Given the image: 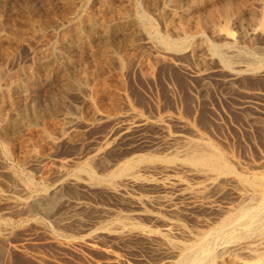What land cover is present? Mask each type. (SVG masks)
<instances>
[{
	"label": "rangeland",
	"instance_id": "1",
	"mask_svg": "<svg viewBox=\"0 0 264 264\" xmlns=\"http://www.w3.org/2000/svg\"><path fill=\"white\" fill-rule=\"evenodd\" d=\"M149 1L150 0H90L86 4V7L84 6V4L80 7L79 5H81V0H74V2L72 1L73 3L70 2L66 5L64 3H67V0H0V64H4L9 72H17L22 68H25L27 72L32 71L33 69L38 70V81L34 85H31L32 87L30 86L29 89H24L23 92L20 93V104L24 107L26 106L27 108H29L28 110L31 109L28 112H33L34 110H37L36 108H38L37 111H42V116L47 117H42L43 121H47L45 119L49 120L47 123H42L43 121L41 120L38 125H35L34 120H32V126H25L27 127V129L24 127L23 132L20 133L21 136H23L24 133L23 137H26V139H28L29 137H31V133H35L32 138L36 139V135L40 130H36L35 128L44 126L39 129L43 130L46 127H50V131L55 132L54 134H52L56 137H59L60 132L59 129H57V125L59 124V121L63 122L64 115L68 112L70 114L71 112H78V109L79 111L82 110L81 108L83 107V96L80 93L81 91H78L77 87H74V85L69 86H72L71 88H73V90H71L70 88V91L69 87L63 83V80L61 79L62 76L54 75L52 68L55 67L54 65L56 63L54 64L52 62L50 63V65H41V67L43 66V70H41V67H36V65L38 66L37 63L40 64V61L47 56V53L49 52V50L47 49H49V47L50 49L54 47L57 48L60 45L64 36L69 33V31L67 33L64 30H69L70 28L72 29H70V33H72V35L70 34L72 42H69V46H71L72 49H70L69 51V57L74 67L72 70L74 74L81 78L82 74L92 72L93 74L90 73L91 76L93 75L89 79L90 84H93L94 80L96 79V81L99 80L100 82H107L110 79L108 75L110 74V72L108 71V69L105 70L106 68H103V70L105 71H102V69L101 71L100 69L98 71L96 70L98 69V67H96L98 66L97 61H95V63L93 60L90 62L88 58L86 61V58H84L82 55V57H78V55H75L77 54V51L75 49V45H77V39H75L76 37L74 34L78 31L75 30V28L71 26V24H76L77 21L75 20L78 18L76 13H78L79 11L83 10L82 13L84 18H86L90 14L94 16L97 15V19L104 21L108 20L106 21L108 23H111L110 20H114L111 23L112 25H114V22L118 23V21L122 20L121 15L123 14V11H125V9L127 11H130L129 8H137L139 9L140 13L146 15L151 19V24L154 29L157 30V32L162 35L166 34L165 36L177 38L174 30L169 27L172 16L171 14H169L166 8L162 6V0H151V2ZM169 1H172V4H177V7H184L185 4H188L195 0ZM224 1L228 2L230 0H214L198 8H195L190 16L191 18L194 17L193 19H191L192 31L193 29L194 31L198 28L200 29V24L202 23L201 29L203 28L202 31L211 41L222 43L225 41V38L228 35V37H234L236 40H238L240 45L248 47L251 45L250 47H253L254 49L261 48L262 50L264 47V29L261 28L260 25H257L258 21L260 20L259 17L261 18L262 15L259 12H256L257 14H253V18L255 17L253 19L252 14L249 12V10H245L243 8V0H238V2H236L237 0H231L233 6H239L241 4L240 9L242 10L235 8L236 10H232L233 12L231 11V13L235 15H230L231 20H228L230 24L229 22H226V20L224 22L222 20L223 17H218L216 18V32L215 30H213L214 27L211 28L210 26H207L208 23H205L206 18L208 19L209 16H212L214 18L215 14L219 12L214 11L216 9V7L214 8V6L216 5L218 7V5L220 4V6L222 7L226 4L222 3ZM213 2H215V4ZM216 2L219 4H217ZM244 7L246 8L245 4ZM209 8L211 11L209 10ZM66 10L68 13L66 12ZM244 11L246 12L244 13ZM211 13L214 15H212ZM200 14H202L203 16H201ZM206 14H208L209 16H205ZM249 14L251 15L249 16ZM235 16L238 17L236 18ZM198 17L199 20L204 17L205 21H200V23ZM212 17L209 18L210 21L213 19ZM196 21L198 22L197 24ZM225 23H228L229 25ZM194 26L197 28H195ZM223 26L226 28H223ZM86 29H88V32L86 31ZM86 29L84 31V36L89 33V36L85 37L91 40L92 47L101 46L104 42V38L101 35L104 33L99 29V27H95L94 29ZM123 29H125L123 30L124 36H119L123 35L122 31L119 30L113 35V39L120 40L123 37L126 39V41L120 40L119 42H115L120 43L121 49L123 48V50L128 51V56H126V62L123 66V70L125 69L123 71V77L126 81L128 96L135 108L141 111L142 116L144 118L146 117L150 119L151 122H148L146 124V126L143 128L144 130H141V133H134V135H131L130 139H126L127 142H125V140H123L121 137L116 142L115 138H118L119 134L122 132L123 127L127 125L126 123H128L129 120L124 122L118 120L117 118H109L102 121L97 118L92 120L93 117H89L85 113L83 119H85V121L91 120L89 123L91 124L92 122V125L80 123L79 125H82L77 126L75 130L76 132L73 133L74 136L68 139V141L66 139L61 141L59 140L55 145L49 143L45 145V143L41 142L42 146L44 147V150L41 148L42 158H39L37 161L27 159L26 161L28 163L26 161H20L25 160V158L20 155L22 154V152H19V146L15 145L13 147V150L14 148L16 149L13 153L16 154L17 150V156L14 155L16 159L15 157L7 159L4 160V163L3 160H0V193L3 192L4 194H6V198L7 195H9L10 191H12L13 193V191H18L20 187L19 183H16L13 180L12 182L11 179L7 178L4 173L3 176L1 175L2 172H4V169H7V166L8 168L16 167L15 169H19V172H23L25 174L27 173L29 175L31 174V176H33V179H35V181L39 183L41 181L43 182L44 179L45 181H49L50 179V181H52L57 172L60 170L59 168L62 167L61 163L64 160L73 158L76 160V162H83L85 159H87V156L95 153L97 149L104 147L106 142L109 141H115L114 143H118L119 146H117L118 148L116 147L112 153L108 154L104 158V162H106V164L107 162L109 163L119 153L126 152L127 150L125 149L129 148L131 145H133V148L137 149L138 151H148L153 152L154 154H162L164 153V150H169L170 146L178 142V134H183L184 136L190 137L195 135H193V133H201L205 137L207 136V138H210L212 142H216L217 145L221 146L222 144V148H224L226 151H229L230 154L232 153L237 159L241 160V162L253 164L256 166L264 165V72L244 73L242 74L243 76H240L238 80H235V82H229V78L227 77V70L223 68V66L219 62L212 59L211 56L207 54L208 52L206 50H202L203 48L198 45V41L195 42L197 46L194 43L195 46L193 45L191 47H188L186 52H184L183 54L181 53L179 56L178 54H175V56L173 57L161 53L162 50H159L151 44H148L147 37L142 33L133 31L135 30L133 29V26L129 25V27L127 26ZM72 31H74V33ZM133 32L137 34L134 35ZM14 35L17 38L14 37ZM114 36L116 37L114 38ZM128 43H131L133 45V48H127L126 45L130 46V44ZM53 45L55 46L52 47ZM123 46H125V48ZM58 49L61 52H65L64 48H62L63 50L61 49V47ZM157 56H161V58H157ZM36 57L37 59H35ZM63 57L60 58L62 59ZM65 58L66 57H64L62 60H64ZM115 65L119 68L118 63ZM125 66L126 68H124ZM112 67L114 69L116 68L114 67V65ZM49 70L50 73L47 74ZM98 72H100L99 75ZM45 73L47 75H51V77L45 78V76H47L45 75ZM94 77L96 79H94ZM63 85L65 87L62 89L61 86L63 87ZM62 90H64L65 99L62 96ZM59 94H62L61 97L63 99L61 98V100H59ZM44 108H46V110ZM50 108L55 109L53 110ZM43 110L45 111V113ZM51 110L53 111L52 113L50 112ZM64 110L66 111L64 112ZM46 112H49L50 115ZM88 118L92 119L88 120ZM51 119L54 120L52 121ZM156 119H161L159 125L158 122H156ZM29 129L33 132L29 131L30 133H27V130ZM25 133L27 134V136ZM29 134L30 136H28ZM23 140L25 139H21V141ZM17 160H19L20 162H17ZM5 163L7 164L6 166ZM3 166L6 168L2 170ZM1 179H3L4 181H2ZM7 180H10L11 182L9 181L8 183ZM151 181L152 182H149L150 184H136L132 186L133 188L131 187L128 189V194L127 192H124L126 194H112L107 192L102 187L94 188L92 190L81 188L78 189L77 192H72V197H76V199L78 200L74 198L73 200L70 197L62 200V196L63 198L65 197L64 193L66 195L69 192V190L64 186L61 190L63 193H61L59 196L62 201L58 198L56 201L50 204L53 207L47 205L46 209L48 211H46V209L44 210V212L41 210V213V211L36 210V213L39 212L37 214L34 212V215L39 216L37 217V220H33L34 218L32 219L31 217L29 218L26 212H19L18 215L16 213H13L11 210L12 205L9 204V201H0V215H2L0 216V219H5L9 223L11 222L8 225V228L12 227L9 229L10 236L8 235L7 237H4L5 239L3 237H0V248L4 246V248H1V251L6 250V253L4 251H0V264H147V262L153 263L154 260V263H156L158 257L155 256V258L153 259L152 255H157V252L154 250L151 251V249L153 248L149 246V244H145V242L141 240L136 241V239L133 240L132 238L120 239L119 236L117 237L113 236V234L111 233L102 232L99 235L97 234L98 236L91 238L92 240H94L91 242L95 246V248H92V246L87 245V242L90 241V239L86 240L84 243H82L83 240L80 238L78 240L73 239L74 241H72L74 243L72 241L59 242L58 240L53 239L49 235V232L47 230H44V226H41L43 220H45V222L48 220L46 224L50 226V229L53 226V229L56 228L58 230H64L69 234H72L75 229L73 235L82 236V234L85 235V232L88 233L93 229L99 228V226H101L103 222H106V218H115L118 216L117 214H121L119 215L120 217H122L123 215L124 217L129 216L131 222L135 220L134 222L138 221L146 226L161 227V221L159 219V221H157L152 214H156V212L158 213L159 210L163 211L160 214L165 213V215H167L165 211H168V207L165 205L163 206L164 203L159 204L160 200L157 199H160L161 194L167 195L168 193V196L172 197L173 201L177 202V205L181 208L180 210L182 212L181 214H179V217L180 220L183 219L181 221L186 226H195V224L197 225L196 218L201 219L206 216V212H204L205 210L199 211L197 209V206L193 207L192 204L194 203L191 200L183 197V195H181L177 190V187H175L176 189L174 188V190L172 188L165 189L162 186V183L168 182V179L166 180V178L161 177V175H154L152 176ZM166 184H170V181ZM170 192H173L174 195ZM3 193L2 195H4ZM175 194H177L178 196ZM128 195L131 198H129ZM136 195H138L139 197L141 196L144 201L146 200V206H144L145 204H143V206H138L139 204L135 203L134 199L132 200V196ZM125 197L127 198L125 199ZM130 199L131 201H129ZM147 199H150L151 201ZM144 207L145 211L146 209L147 211L149 209L152 214H150V212L148 211L143 214L144 216L142 214L139 215L138 219L136 220L135 217H137V214L135 212H140V210H143ZM163 207L166 209H164ZM9 209L11 210V212H9ZM75 211L77 216H75ZM4 212H8V214H4L3 217ZM130 213H133L134 215L132 214L131 216ZM22 216L25 218H23ZM46 216H49L50 218ZM67 216L69 219L71 218V220H69L70 227L66 226L68 229L66 227L64 228L61 223L62 218L64 217L65 219L67 218ZM131 217H134V220L133 218L131 219ZM39 218L40 220H42L41 223L40 221H38ZM75 219L78 221V223H76ZM51 223L53 225H51ZM11 224L12 226H10ZM0 226L2 227L3 225ZM83 226L85 230H83ZM78 230L81 232H78ZM153 252L156 253L154 254ZM151 253L153 254L151 255Z\"/></svg>",
	"mask_w": 264,
	"mask_h": 264
},
{
	"label": "bare ground",
	"instance_id": "2",
	"mask_svg": "<svg viewBox=\"0 0 264 264\" xmlns=\"http://www.w3.org/2000/svg\"><path fill=\"white\" fill-rule=\"evenodd\" d=\"M72 1L74 2V0H67V3H64V4L66 5ZM89 1L90 0H81V5L79 6L81 7L84 4V6L86 7V4ZM211 1H214V0H195L193 2L185 4V6L186 5L187 6L186 7L184 6L185 7L184 8V7H177V4H174V3L172 4V1L170 2L169 0H162V6L166 8V10L172 16L171 17L172 20L170 21L169 27L174 30V32L177 35V38L165 36L166 34L162 35L159 32H157V30L154 29V27L151 24V19L147 17L146 15L140 13L139 9L137 8H129L130 11H127L125 9V11H123V14L121 15L122 20L118 21V23L114 22L113 23L114 25L111 24L114 20L113 21L110 20L111 23H108L106 22L108 20L104 21V20L97 19L96 18L97 15L94 16L90 14L89 16L84 18L83 13H82L83 10L76 13L78 18L76 16L75 17L79 20L76 19L75 20L77 21L76 24H71V26H73L75 30L78 31V32H75L74 34L76 37L75 39H77L76 40L77 45H75L77 54L75 55H78V57L83 56L84 58H86V61H87V58L90 60V62L92 60L94 61V63L95 61H97L98 66L96 67H98V69L96 70L98 71L100 69L101 71L102 69V71H105L108 69V71L110 72V74H108L110 79L107 82L106 81L100 82L99 80L96 81L97 79L94 77V79L96 80H94L93 84H90L89 79L90 77L93 76V75L91 76L90 74L92 72L82 74L81 78H79L76 74H74V72L72 71L74 67L69 57V51L70 49H72L71 46H69V42H72V38L70 37L72 35V33H70V31L72 30L71 28H70L71 30L70 29L64 30L67 33L69 31V33L66 36H64L62 41L60 40L61 46L59 45L57 48H55L54 47L55 45H53L52 47L54 48H51V49L50 47L49 49L46 48L47 50H49V52L46 50L48 52L47 56L44 59L41 58L43 62L40 59L41 60L40 64L37 63L38 66L36 65V67H41V65L43 66L50 65V63L52 62L54 64L56 63L54 65L56 68L55 67L52 68L54 75L62 76L61 79L63 80V83L66 84L68 87L70 85H74V87L76 86L78 91H81L80 93L83 96V103H82L83 107L81 108L82 110L79 111L78 109V112L75 111V113L74 112L72 113L70 111L71 114L69 112L66 114L64 113L65 114L64 119L62 118L63 122L59 121V124L58 125L56 124L58 126L57 129H59V132H60L59 137H56L53 135L55 132L54 131L51 132L50 127H46L43 130L39 129V128L44 127L42 125H41L42 127L35 128L36 130L37 129L40 130L38 131L36 135L37 140L35 138H32L33 135H35V133H31V137H29L28 139H26V137L25 138L23 137L24 133H23V136H21L20 133L23 132L25 126H32V123H33L32 120H34L35 125H38V123L41 120L43 121L42 117H46V116H42V113H43L42 111H37L38 108H36L37 110H34L33 112H28L31 109L28 110L29 108H27L26 106L24 107L23 105L20 104V97H21L20 93L23 92L24 89L25 90L29 89L31 85H34L38 81V78H39L38 77L39 74L37 72L38 70L33 69L32 71L28 70L29 72H27L25 68H22V69H19L17 72H9L7 70V67L4 66V64H0V160H3V163H4L5 162L4 160L14 158L15 157L14 155H16L18 152L16 150V154H14L13 152L15 151L16 148H14L13 150V147L15 145H18L20 149L19 152H22V154L20 155H22L25 158V160L19 159L20 161L23 162V161H26L27 159L37 161L39 158H42V149L44 147L42 146L41 142L45 143V145L47 143L55 145L59 140L61 141V140L66 139L68 141V139L74 136L73 133L76 132L75 130L80 123H85L86 125H89L90 124L89 122L91 121L90 119L92 118L90 119L88 118V120L90 121H87V120L85 121V119H83L85 113L89 117L92 116L93 117L92 120H94L95 118L101 121L105 119H109V118L110 119L117 118L118 120L122 122L129 120V122L126 123L127 125L123 127L122 132L119 134L118 138H115L116 142L119 140L120 137L123 140H125V142H127L126 139H130L131 135H134V133L136 134L137 132L141 133V130L146 126V124L151 121L150 119L146 117L144 118L142 116L141 111L135 108V106L133 105V103L131 102L128 96L126 81L124 80L125 78L123 77L124 76L123 71L125 70V69L123 70V66L126 62V56H128L127 55L128 51L123 50V48L121 49V45L120 43H118L120 40L126 41V39L124 37L120 40L113 39V35L117 31L120 30L122 31V34H123L124 33L123 30H125L123 28L127 26L129 27V25L133 26V29H135L133 31L135 32L137 31V33L139 32L145 35L148 39V44H151L155 48L162 50V52L160 51L161 53L169 55V56H173V57L175 56V54H178V56L181 53L183 54L184 52H186L188 47L193 46L194 43L198 41V45L201 48H203L202 50H206L208 52L207 54H209L212 59L219 62L223 66V68L227 70L228 72L227 77L229 78V82H235V80L236 79L238 80V78L240 76H243L242 74L244 73L264 72V47L261 50V48L254 49L253 47H250L251 45L249 47L243 46V45H240L238 40H236L234 37H228V35L225 38V41L222 43L211 41L206 37V35L202 31L203 28L201 29L202 27L201 22L202 21L204 22L205 19L204 17H202L203 19L201 18L199 20L200 16L198 17V20L199 22L201 21L200 22L201 24L199 23L201 30L198 28L195 31L194 29L192 31L191 19L194 18V17L193 18L190 17L192 11L195 8H198ZM149 2H151V0ZM236 2H238V0ZM213 3L215 4V2ZM222 3L223 4L226 3V4L221 7L220 4L217 3L219 4L218 7L216 5L214 6V8L216 7L214 11H217V12L219 11L218 13H216L217 15L215 14L214 18L212 16H209L208 14L205 15V16L208 15L209 18L210 17L213 18L211 21L209 18H208L209 21L206 18L205 23H208V25L207 24L206 25L210 26L211 28L214 27L213 30H215V32H216V21H217L216 18L223 17V19L222 18L220 19H222L224 22L225 20L226 22H229L228 20H231L230 15H233V16L235 15V14H232L231 11L240 9V5H241L240 4L239 6L238 5L233 6V3L231 0L228 2L224 1ZM242 3H243L242 5L243 8L245 10L246 9L249 10V12L252 14V18L254 16L253 14L256 12L257 13L259 12L262 15L261 18L258 16L260 20L258 21L259 24L257 23V25H260V27L264 29V0H243ZM244 4L246 5V8L244 7ZM180 8H183V9H180ZM245 12L246 11H244V13ZM251 14H249V16ZM200 15L203 16L202 14ZM218 22H219V19H218ZM197 23L198 22L196 21V24ZM225 24H228V23H225ZM85 27L89 29H94L95 27H99V29L104 33L101 35L104 38V42L101 46H98V47L96 46L97 48L95 46L92 47L91 40L85 37V36H89L88 35L89 33L84 36V31L86 29ZM226 27L223 26V28H226ZM87 30L88 29H86V31ZM74 31L72 32L74 33ZM135 32H133L134 35L137 34ZM218 34H222V33H218ZM119 36H124V34L119 35ZM14 37L16 36L14 35ZM115 37L116 36H114V38ZM115 41H118V42H115ZM128 44H130V46L126 45L127 48L128 47L133 48L132 47L133 45L131 43H128ZM60 47L61 49L64 48L65 52L59 51L58 48ZM123 47L125 48V46ZM63 56L66 57L64 60H62L64 58ZM60 57H63V58L61 59ZM157 58H161V56H157ZM35 59H37V57ZM55 61H58V62H55ZM117 63L119 64V68L118 66L116 67L115 65ZM113 65L114 67H116L115 69L112 67ZM43 66L41 67V70H43L42 69ZM103 68H106V69L103 70ZM124 68H126V66ZM49 73H50V70L49 72H47V74ZM99 73L100 72H98V75ZM47 74L45 73V75ZM49 77H51V75L45 76V78H49ZM64 87H65L64 85L63 87L61 86L62 89ZM71 87H69V90ZM71 90H73V88H71ZM62 91L63 92L61 93H63V95L59 94L60 95L59 100H61L62 98L61 95L63 97L65 95L64 90ZM44 109L46 110V108ZM50 109H53V108H50ZM65 111L66 110H64V112ZM50 112L52 113L53 111L51 110ZM46 113L49 114V112H46ZM45 120H47L45 121L46 123L49 121L48 119H45ZM160 120L161 119H156V122H158V125L161 122ZM45 122L43 121L42 123H45ZM90 125H92V122ZM25 128L27 129V127ZM27 131H28L27 133L33 132L30 129ZM193 135L194 136L187 137V136H184L183 134H178L177 135L178 142L170 146L169 150L167 151L164 150L163 151L164 153L162 154H157V153L154 154L153 152H148V151L146 152L138 151L137 149L133 148V145H131L132 149L130 146L129 148L125 149L127 150L126 152L123 151L124 153L122 152L119 153L109 163L107 162L106 164V162H104V158L108 154L112 153L113 150H115L117 146H119L118 143H114L115 142L114 140H113L114 142L109 141V142H106L104 147L97 149L96 152L93 153L92 155L90 156L86 155L87 159H85L83 162L81 161L76 162V160L73 158L64 160L61 163L62 167L59 168L60 170L57 172L54 179L52 178L53 179L52 181H50L51 179L49 180L50 182L48 180L45 181L44 179L43 182L41 181L39 183L35 181V179H33V176H31V174L29 175L27 173L25 174L23 172H19L18 171L19 169H15L16 167L8 168L7 166V169H4L6 167L3 166L2 170L4 169V172H2L1 175L3 176V173H4L7 176V178L11 179V181L13 180L16 183H19L20 185L19 184L18 185L20 187L18 191H13V193L12 191L8 190L10 191V193H12L10 194L8 192L9 195H7V198H10V199H7L6 194H4L3 192L2 193L4 195L0 193V201L2 200L9 201V204L12 205L11 210L13 213H16L18 215L19 212H26L29 218L31 217L32 219L34 218L33 220H37L38 219L37 217L39 216L34 215L36 213V210H39V211L42 210L44 212L47 205H50L51 203L56 201L59 198L60 194L63 193L61 190L63 189L64 186L69 190V192L66 195L64 193V196L66 198L65 197L63 198L62 196V200L67 199V197H70L71 199H73L74 197H72L73 196L72 192H75V191L77 192V190L81 188L92 190L94 188L102 187L109 193H112V194L122 193L123 194L124 192H127L128 189L131 188L132 186L136 184L137 185L148 184L149 182H152L151 181L152 176L161 175V177L166 178V180L168 179L170 181V184H166L169 181L162 183V186L165 189L172 188L174 190V188L177 187V190L179 191L181 195H183V197H185L188 200H191L194 203L192 204L193 207L197 206V209L199 211L205 210L204 212H206V216L204 218H201V219L196 218L197 225L195 224V226H188V225L186 226L184 223H182L181 220L183 219L180 220V217H179V214H181L182 212L180 210L181 208L177 205L178 204L177 202L173 201L172 197L168 196L169 193L168 194L166 193L167 195L161 194L160 199L159 198L157 199V200H160L161 202V203L159 202V204L164 203L163 206L165 205L168 207V211L167 210L165 211L167 215H165V213L160 214L163 211H159L158 208H157L158 213L156 212L157 210L155 209L156 214L155 213L152 214L151 211H149L148 209L150 214H152L153 217H155L157 221L159 220L161 221L162 223L160 224L161 227H154L153 224H152L153 227H151V226H146L143 223H140L138 221L134 222L135 221L134 217H131V219L133 218L134 220L133 222H131L129 216H128L129 218L124 217V215L120 217L119 215L121 214H117L118 216L115 218H110V219L106 218V222H103L102 225L99 226V228L93 229L92 231L88 233L85 232V235L82 234V236L81 235L75 236L73 235V232L75 231V229L72 232V234H69L67 233V231H64V230H58L56 228L53 229V226L50 229V226L46 224L48 220L45 222V220L42 221L39 218L38 221H40V223L42 221L41 226H44V230H47L49 232V235L53 239L58 240L59 242L60 241L70 242L73 239L78 240L80 238L83 240V242L82 241L81 242L84 243L86 240L90 239V241L87 242V245H90L92 246V248L93 247L95 248L94 244L91 242L94 240H92L91 238L98 236L102 232H108V233L113 234V236H117V237L119 236L120 239L121 238L122 239L132 238L133 240L136 239V241L141 240L145 242V244L147 243L149 244V246L153 248L151 249V251L154 250L157 252V255H154V256L152 254L153 253L155 254L156 252L151 253L153 259L155 258V256L158 257L156 263H154L155 260L154 261L152 260L154 264H264V165L256 166V165L249 164V163L248 164L243 163L241 162V160L237 159L232 153L230 154L229 151H226L224 148H222V144L221 146L217 145L216 142H212L210 138H207V136L205 137L201 133H193ZM28 136H30V134ZM21 139H25V140L21 141ZM19 160H17V162ZM6 163H5V166L7 165ZM25 165H28V164H25ZM1 180L4 181L3 179ZM170 193L173 194V192H170ZM126 198L127 197H125V199ZM129 198L131 197L129 196ZM74 199H76V197ZM133 199L135 203L139 204L138 206H143V204H145V201H146V200L144 201L143 198L141 196L139 197L138 195L132 196V200ZM59 200L61 199L59 198ZM147 200H150V199H147ZM129 201H131V199ZM50 206L53 207L52 205ZM78 206H79V202H78ZM144 206H146V204ZM11 210L9 212H11ZM46 211L48 210L46 209ZM148 211L147 209L145 211V207H144V209L140 210V212L138 211L135 212L137 214V217H135V219L137 220L139 215L141 214L143 215L144 213ZM6 213L8 214V212ZM6 213L5 212L3 213V217H4V214ZM74 213L76 214V211ZM132 214L133 213H130L131 216ZM75 216H77V214ZM13 217H16V216H13ZM46 217L50 218L49 216H46ZM69 220H71V218L69 219L68 216L65 219L64 217L62 218L61 223L64 226V228L70 225ZM10 223L7 222V220L5 219H0V225L4 226V227L0 226V237L4 238L9 235L10 233L9 229L12 228V227L8 228V225ZM76 223H78L77 220H76ZM12 224L10 226H12ZM51 225L53 224L51 223ZM79 230L78 232H81ZM83 230H85L84 226H83ZM1 248H4V246ZM1 248H0V251H1ZM153 263L147 262V264H153ZM104 264H108V263H104Z\"/></svg>",
	"mask_w": 264,
	"mask_h": 264
}]
</instances>
